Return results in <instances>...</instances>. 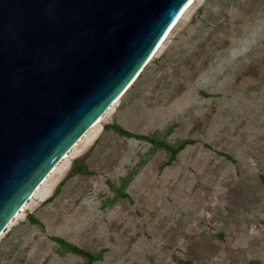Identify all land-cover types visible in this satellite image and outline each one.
Here are the masks:
<instances>
[{
  "label": "rangeland",
  "instance_id": "rangeland-1",
  "mask_svg": "<svg viewBox=\"0 0 264 264\" xmlns=\"http://www.w3.org/2000/svg\"><path fill=\"white\" fill-rule=\"evenodd\" d=\"M116 101L2 234L0 264H88L54 238L93 264H264V0H196ZM112 124L193 143L166 165ZM75 161L92 175L67 178Z\"/></svg>",
  "mask_w": 264,
  "mask_h": 264
},
{
  "label": "water",
  "instance_id": "water-1",
  "mask_svg": "<svg viewBox=\"0 0 264 264\" xmlns=\"http://www.w3.org/2000/svg\"><path fill=\"white\" fill-rule=\"evenodd\" d=\"M190 0H0V236Z\"/></svg>",
  "mask_w": 264,
  "mask_h": 264
},
{
  "label": "trees",
  "instance_id": "trees-1",
  "mask_svg": "<svg viewBox=\"0 0 264 264\" xmlns=\"http://www.w3.org/2000/svg\"><path fill=\"white\" fill-rule=\"evenodd\" d=\"M106 128L115 131L120 136H125V137H129V138H136V139L148 141L152 144L158 145L161 148H164L165 150H167L170 153L169 159L165 163L166 165L171 164L175 160L176 155L181 150H183L187 145H190L193 143L191 140H183V141H180L177 145H170L164 141L156 140L155 138H152L149 136L133 134V133L125 130L123 127H121L118 124H112V125L107 126ZM77 175H84V176L92 175V172L88 169V167L84 161H75L71 167V170H70L67 178H72V177L77 176ZM62 185H63V182L59 185V187H61ZM57 192H58V190H57ZM34 221L36 222V220H34ZM54 240L59 242L60 244H62L64 246H66L70 252L84 256L87 259L88 264H93L95 261H97L99 259V257L97 255H94L91 252L85 251V250H83V249H81L75 245L69 244L60 238H54Z\"/></svg>",
  "mask_w": 264,
  "mask_h": 264
},
{
  "label": "bare ground",
  "instance_id": "bare-ground-1",
  "mask_svg": "<svg viewBox=\"0 0 264 264\" xmlns=\"http://www.w3.org/2000/svg\"><path fill=\"white\" fill-rule=\"evenodd\" d=\"M196 0H190L184 7H183V9L180 11V13H179V15L177 16V18L175 19V21L171 24V26L169 27V29L167 30V32L165 33V35L163 36V38L161 39V41L159 42V44L157 45V47H156V49L154 50V52L152 53V55L150 56V58L148 59V61L146 62V66H147V64L151 61V59L157 54V52L161 49V47L163 46V44L165 43V41L168 39V37H169V35L171 34V32L173 31V29L175 28V26L179 23V21L181 20V18L183 17V15L187 12V10L191 7V5L195 2ZM145 66V67H146ZM144 67V68H145ZM144 68L137 74V76L132 80V82L129 84V86H128V88L134 83V81L137 79V77L140 75V73L144 70ZM128 88H126V90L116 99L117 101H119V99L122 97V95L128 90ZM116 101V102H117ZM103 117V116H102ZM102 117L101 118H99L93 125H92V128H95L96 126H97V124L99 123V121H101V119H102ZM91 128V129H92ZM89 132V131H88ZM87 132V133H88ZM86 133V134H87ZM85 134V135H86ZM84 135V136H85ZM83 136V137H84ZM83 137L73 146V148H75L77 145H78V143L80 142V141H82V139H83ZM72 148V149H73ZM71 149V150H72ZM71 150L69 151V153L71 152ZM69 153H67V154H65L64 155V157H63V159H62V161H64L67 157H68V154ZM61 161V162H62ZM60 164V163H59ZM57 170V166L56 167H54L52 170H51V172H50V174L42 181V183H41V185L40 186H38L37 187V189H36V191L30 196V198L31 197H33L36 193H37V191L41 188V186L43 185V184H45L47 181H48V179L52 176V174L53 173H55V171ZM25 206V205H24ZM24 206H22V208L20 209V212H21V210L24 208ZM20 212H18L17 214H15V218L17 217V215L20 213ZM12 223V222H11ZM10 223V224H11ZM2 236V235H1ZM0 236V237H1Z\"/></svg>",
  "mask_w": 264,
  "mask_h": 264
}]
</instances>
